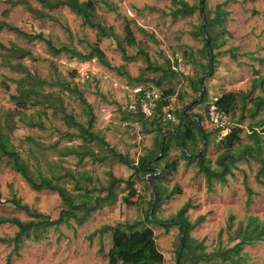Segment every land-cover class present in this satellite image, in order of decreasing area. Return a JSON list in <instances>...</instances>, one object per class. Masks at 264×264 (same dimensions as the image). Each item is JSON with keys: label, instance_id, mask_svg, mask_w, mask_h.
Masks as SVG:
<instances>
[{"label": "rangeland", "instance_id": "obj_1", "mask_svg": "<svg viewBox=\"0 0 264 264\" xmlns=\"http://www.w3.org/2000/svg\"><path fill=\"white\" fill-rule=\"evenodd\" d=\"M28 1L33 7L40 9L36 1ZM94 1L96 19L112 26L117 39L98 38L95 31L87 27L80 16L64 6L46 10V16L38 18L20 4L9 6V3L0 0V21L29 34L41 32L55 47L67 45L86 53L88 43H93L103 52L107 63L105 65L95 57L82 61L69 58L63 52L55 53L42 40H29L8 30L0 31V42L4 45L8 46L12 42L30 52L29 56L10 59L12 63L19 64L14 70L4 65L2 58L5 51H0V124L2 126L4 123L3 114L7 112L8 122L14 126L8 134L9 142L20 159L25 161L28 170L34 166L35 157L39 169L45 175L60 174L63 167L72 172H85L93 179L95 185L103 184L108 172L121 178H126L131 172L124 165L112 160L97 163L85 158L77 162L74 157L57 155L56 149L64 145L79 144L80 139L77 137V131L66 126L58 117V113L53 114L52 105L59 103L75 120L85 122L82 106L71 92L59 86L61 82L74 84L90 104L94 114L92 130L101 135L109 146L117 152L126 153L132 160L144 154L146 148L155 149L158 140V133L148 130L155 126L150 123L149 118L142 125L139 118L125 108L126 94L133 87L152 86L159 92L172 88L173 94L167 99L169 110L175 118L172 122H177L176 114L182 111L199 114L204 130L212 129L206 118L205 106L213 97L228 91L244 93L247 95L244 109H240V102L237 101V106L229 117L233 126H238L241 130L239 142L251 143L248 124L252 120L247 114L251 103L248 99L264 94V0H205L208 17H212L214 5L217 3H222L221 9L226 12L222 23L224 32L217 37L224 41L218 47L209 49L213 54V62L208 73L204 41L198 33L201 17L197 12L172 20L169 11L174 6L169 0ZM184 1L188 4L197 2ZM106 3L113 10H108ZM125 24L132 31L134 45L128 46L121 41ZM117 42L123 46L124 54L121 53ZM174 55L180 57L175 66L176 74H164L166 59L170 64V58ZM89 70H92L91 74ZM71 72H74L73 75ZM80 72L89 75L81 79ZM26 73L46 82L40 87V92L44 95L41 103L19 105L11 99V96L16 94L19 79L21 86L32 85L30 80L25 78ZM200 76L206 92L202 101L198 99L199 91L196 90L195 83ZM152 79H159V86H156ZM22 114L39 120L43 128L28 127L19 123L17 120ZM262 116L263 108L255 119ZM160 127L164 130L169 128L165 119H160ZM255 129L260 130L259 127ZM65 132L70 135V140L60 137ZM259 138L261 150L264 152V133H259ZM90 145L98 152H106L105 147L96 141ZM200 145V141H197L196 147ZM222 150L218 140L213 137L205 152L210 168L216 167L215 159ZM173 158L177 160L176 169L162 184L166 192L178 187V193L165 198L159 204L155 212L156 221L145 222L150 189L144 188L142 182L137 181L134 185L137 197H132L131 203H123L117 199L112 206L93 211L80 225L69 220L68 225H59L58 229L49 228L41 241H23L17 250L18 255L11 256L8 263L5 259L10 245L0 243V264H108L106 251L110 244V234L93 232L102 226L110 228L123 222L149 226L162 255L163 264H175L177 228L167 222L185 202H189L186 214L190 222L202 217L190 231V237L201 241L205 252L214 249L218 241L221 246L231 245L229 236L238 223L244 222L249 215L256 216L264 224V190L255 179L258 165L256 161H237V169L232 171V176H226L225 184L214 180L208 189L196 166L187 164L180 157L179 150L171 145L168 160ZM243 176L247 186L254 192L248 202L242 184ZM64 186L73 192L71 183L65 182ZM11 195L19 197L23 203L48 214L51 218L57 216L61 207L55 192L33 191L18 173L0 161V215L27 219L20 210L3 202V199ZM165 223L167 228L163 226ZM14 230L12 225L1 224L0 236H9ZM240 255L242 261L247 264H264V236L260 241L243 246ZM200 264L228 262L209 259Z\"/></svg>", "mask_w": 264, "mask_h": 264}, {"label": "trees", "instance_id": "obj_2", "mask_svg": "<svg viewBox=\"0 0 264 264\" xmlns=\"http://www.w3.org/2000/svg\"><path fill=\"white\" fill-rule=\"evenodd\" d=\"M9 3V6L20 4L26 11L38 18L46 16V10L56 9L58 7H66L75 15L83 19V23L95 31L96 36L110 37L117 39L113 28L110 25H105L96 19V4L94 0H34L38 3L39 8L33 7L28 0H4ZM174 6L169 14L172 20L186 17L194 12H197L201 17V22L198 26V33L202 35L203 47L207 56V73L212 69L213 54L209 49L216 48L223 43V39L217 38L224 32L223 20L226 12L221 9L222 3H217L213 8L212 17L206 14V1L197 0L196 4H188L184 0H169ZM108 10L113 8L106 3ZM8 30L14 32L16 36L26 39H36L44 41L55 53L63 52L69 58H76L80 61L95 57L100 62L107 65L104 60L103 52L93 43H88V50L82 53L73 47L60 45L55 47L50 40L45 38L41 32L29 34L17 27L0 21V31ZM122 40L126 45H134L132 31L127 24L122 29ZM118 43L119 49L124 54V48ZM0 51H5L2 62L5 66L16 69L19 64L12 63L13 59H20L29 56L30 52L27 49L17 46L10 42L8 46L0 42ZM156 70L158 69L155 68ZM74 72H71L73 75ZM170 76L176 74L175 69L171 67L168 59H166V69L164 74ZM75 76V75H74ZM73 76V78H74ZM32 85L29 87L21 86L20 79L17 81L16 94L11 96V99L16 104H38L43 101L44 95L40 92V87L46 83L29 73L25 74ZM202 77L196 80V90L199 91L198 99L204 100L206 97L205 89L202 86ZM152 82L159 86V79ZM37 85V87H35ZM254 84H252L253 86ZM59 86L71 92L82 106L85 116V122L75 120V118L66 113L63 107L57 103L52 105L53 114L58 113V117L68 127H73L77 131V137L80 139L79 144L64 145L56 149L57 155L61 157L71 156L77 162H81L87 158L92 162L104 163L106 161H116L124 165L131 172L126 178L116 177L110 172L103 184H94L93 179L86 175L85 172H72L61 167L62 173L45 175L38 167V160L34 157L35 164L32 169L26 167L25 161L21 160L13 145L9 142L8 134L13 130L8 122V113L3 114L4 123L0 124V161L3 162L9 169L18 173L25 181L26 185L33 191H52L59 198L60 209L55 218H51L48 214L38 211L23 203L19 197L11 195L9 198L3 199V202L9 203L13 208L20 210L27 219L20 220L15 216L0 215V225H12L15 230L9 236H0V243L10 245V251L6 255L5 262L8 263L11 256H17V250L25 240L33 242L41 241L45 238L47 229H58L59 225H68L69 220H72L76 225L83 223L93 211L103 207L112 206L117 199L123 203H131L132 197H137L135 183L142 182L146 189H150V199L147 204H151L150 213L148 209L145 211V222L156 221L155 212L159 204L165 199L170 198L174 193H178V187H174L166 192L162 181L175 171L177 166L176 158L168 160V153L171 145L179 150V155L187 164H194L197 170L203 175L207 188H210L212 181H217L220 184H225L226 176H232L233 170L237 169L235 163L237 161H247L252 159L258 163L256 167L255 179L263 186L264 190V152H262L261 139L259 133H264V116L255 119L257 113L264 109V94L248 99L251 103V108L247 110L251 122L248 124V136L251 139L249 144H241L239 142L240 128L233 126L230 130L218 140V144L223 150L215 159V168H210L205 157L206 147L213 137L216 138L217 128L210 126L211 130H204L202 127L201 116L199 114H189L185 111L176 114L177 122L167 121L168 129L160 127V119L162 118L161 105L167 104V99L173 94L172 88L162 89L158 91L163 97L158 101L157 106L149 116H143L137 109L127 110L139 118L142 125L146 123L147 118L150 123L155 124L149 131L158 133L156 147L146 148L144 154L132 160L126 153L117 152L104 140L101 135H98L92 130L94 114L90 104L82 96L76 86L70 85L69 82H61ZM39 88V89H38ZM51 97V95H50ZM213 101L215 109L229 116L237 106V101L240 102L239 107L244 109V102L247 95L244 93L224 92L215 97ZM211 102V101H210ZM209 102V103H210ZM205 106V114L207 113L208 105ZM196 117V118H195ZM163 119V118H162ZM19 123L28 126L43 128V124L39 120H33L31 115L22 114V117L17 120ZM208 121V120H207ZM209 123V122H208ZM259 127L260 130L255 128ZM61 138L70 140V135L65 132ZM98 142L105 147L106 152L96 151L90 145L93 142ZM200 141L201 145L196 147V142ZM35 143V142H34ZM36 144V143H35ZM72 184L73 192L68 190L64 183ZM83 182V183H82ZM242 184L246 193V202L249 201L250 195L254 192L247 186L246 179L243 176ZM120 194L119 193H123ZM154 195V198H153ZM1 200V199H0ZM189 207V202H185L173 216L169 218V222L177 228L178 243L175 247V264H200L209 259H219L227 261L228 264H247L242 261L240 255L243 246L251 245L260 241L264 236V224L253 215L246 217L244 222H239L235 230L229 236L231 245L221 246L219 241L215 248L210 252L204 251V245L201 241H196L190 237V231L201 221L202 217H197L190 222L187 218L186 210ZM149 208V207H148ZM150 215V216H149ZM232 216H229V220ZM167 223L163 226L168 227ZM110 234V244L106 251V260L108 264H163L162 255L154 241L152 229L146 225L139 223H117L108 228L105 226L94 230L93 233ZM219 235V234H218Z\"/></svg>", "mask_w": 264, "mask_h": 264}, {"label": "built area", "instance_id": "obj_3", "mask_svg": "<svg viewBox=\"0 0 264 264\" xmlns=\"http://www.w3.org/2000/svg\"><path fill=\"white\" fill-rule=\"evenodd\" d=\"M180 57L177 55L170 58L171 67L176 69V65L179 63ZM90 74L92 70H89ZM79 76V74H77ZM89 75V74H88ZM85 72H80V78L88 76ZM163 97L161 94L152 86L145 88L133 87L129 90V93L125 97V108L127 110H138L143 116H149L155 107L157 106L158 101L162 100ZM216 98L213 97L211 102L208 105L206 118L209 122V125L217 128L216 139L220 140L232 127V123L229 119V116L223 112H219L215 109L213 101ZM162 112V118L167 121H174L175 118L169 110L168 104H163L160 107Z\"/></svg>", "mask_w": 264, "mask_h": 264}, {"label": "water", "instance_id": "obj_4", "mask_svg": "<svg viewBox=\"0 0 264 264\" xmlns=\"http://www.w3.org/2000/svg\"><path fill=\"white\" fill-rule=\"evenodd\" d=\"M153 198H154V195H153ZM150 209H151V204L149 205V208H148V214L150 213Z\"/></svg>", "mask_w": 264, "mask_h": 264}]
</instances>
